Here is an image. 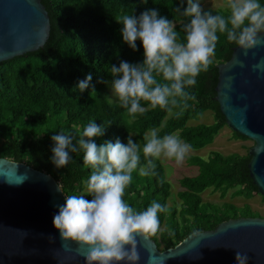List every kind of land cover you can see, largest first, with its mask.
Listing matches in <instances>:
<instances>
[{
  "label": "trees",
  "instance_id": "1",
  "mask_svg": "<svg viewBox=\"0 0 264 264\" xmlns=\"http://www.w3.org/2000/svg\"><path fill=\"white\" fill-rule=\"evenodd\" d=\"M49 15L50 32L44 46L32 53L0 63V158L25 163L50 175L64 195H86L85 181L91 169L83 162V152L70 153L72 159L64 168H56L51 162L55 146L51 137L60 131L79 138L83 128L94 121L107 126L103 136L96 137L100 145L105 141L122 143L132 139L141 146L143 137L152 128L159 135L178 132L181 139L199 150L212 143L226 122L215 100L219 64L227 62L235 45L224 35L216 47L214 62L207 72L197 77L195 86L186 89L195 100H188V108L179 116L180 108L168 112L159 107L153 109L141 101L146 109L132 119L118 99L111 100L107 91L110 82V66L120 61L140 63L143 49L137 41L134 51L122 40L121 15L139 16L143 11L156 9L160 16L172 19L183 36L182 24L188 18L181 17L175 7L179 0H40ZM264 6V0H259ZM186 6V5H185ZM212 14H227L224 8L211 9ZM89 73L91 87L84 92L77 89L79 81ZM212 114V123L189 126L205 112ZM235 140L245 137L231 132ZM250 156L230 153L223 155L210 151L207 159L188 157L186 163L196 166L198 174L178 181L172 204L168 205L171 185L165 176L161 161H156L155 177H142L133 173L132 184L126 189L124 199L137 210H145L152 201L166 205L167 213H160L163 231L151 237L159 250L173 248L194 232L208 231L220 223L240 217H262L249 204L241 208L223 201L220 204L203 201L207 189L218 192L221 199L229 191L230 197L251 199L259 195L248 173ZM144 158L141 154V163ZM90 199L91 197L86 196ZM169 230L173 233L168 234Z\"/></svg>",
  "mask_w": 264,
  "mask_h": 264
},
{
  "label": "clouds",
  "instance_id": "2",
  "mask_svg": "<svg viewBox=\"0 0 264 264\" xmlns=\"http://www.w3.org/2000/svg\"><path fill=\"white\" fill-rule=\"evenodd\" d=\"M147 3L148 0H141ZM186 5V6H185ZM225 14H212L202 7L201 0H179L175 11L188 18L182 24L183 36L176 23L160 16L156 9L143 11L138 17L131 14L116 19L121 27L124 43L132 50L137 41L143 49L140 63L120 61L110 66V90L127 114L135 119L146 109L157 107L172 112L188 108L187 101L195 100L187 88L195 86L197 77L207 72L214 62L220 36L247 51L261 45L264 34V6L259 0H224ZM264 61L253 65L260 69ZM89 73L77 84L82 93L91 87ZM106 126L90 121L79 138L60 131L51 137V162L64 168L72 159L70 153L83 152L84 165L91 169L85 181L86 195H64L52 224L64 242H72L84 257L85 264H136L139 260L137 237L150 239L161 233L160 213H167L166 205L155 200L145 210H137L124 199L132 184L133 173L142 177L158 175L156 161L167 159L182 165L193 151L192 145L181 139L178 132L159 135L158 128L144 134L141 146L129 135L127 143L119 138L98 145L96 137L104 135ZM261 151L257 148V153ZM141 154L144 162L141 163ZM60 190V188H59ZM61 191V190H60ZM91 197L90 199L85 198ZM168 234L173 233L169 230ZM246 254L237 252V264H246Z\"/></svg>",
  "mask_w": 264,
  "mask_h": 264
},
{
  "label": "water",
  "instance_id": "3",
  "mask_svg": "<svg viewBox=\"0 0 264 264\" xmlns=\"http://www.w3.org/2000/svg\"><path fill=\"white\" fill-rule=\"evenodd\" d=\"M50 32L40 0H0V63L42 48ZM247 54L234 47L217 66L215 100L226 126L253 141L248 173L264 196V34ZM257 148L261 151L257 153ZM58 183L25 163L0 158V264H85L83 250L61 240L52 220L64 194ZM136 264H264V218L240 217L213 230L194 232L173 248L159 250L154 240L137 237ZM124 264V262H121Z\"/></svg>",
  "mask_w": 264,
  "mask_h": 264
},
{
  "label": "rangeland",
  "instance_id": "4",
  "mask_svg": "<svg viewBox=\"0 0 264 264\" xmlns=\"http://www.w3.org/2000/svg\"><path fill=\"white\" fill-rule=\"evenodd\" d=\"M223 2L224 0H201L202 7L204 9L223 8ZM107 91L111 100L117 99L114 95H112L109 83L107 84ZM212 121V114L207 111L199 119L189 121L188 125L192 126L199 123L210 124L212 123ZM231 132L232 131L227 126L224 127L214 138L212 143L202 149L193 150L189 157H199L202 159H207L210 151H217L223 155L230 153L245 154L247 150H249L254 145L253 141L247 138L238 140L233 139L231 137ZM160 161L164 167L166 179L171 185V195L168 199V205H171L175 198L177 190L180 189L178 181L183 177H191L197 175L199 170L196 166L188 165L186 161L179 166H177L174 161H170L167 159H161ZM230 193L231 191L228 192L225 198L221 199L218 192H212L210 189H207L203 192L202 198L205 202L216 204L227 201L228 203H232L238 208H241L242 205L247 203L253 211L259 212L264 218V201L259 195H254L251 199L248 200L244 199L243 197H236L232 199L230 197Z\"/></svg>",
  "mask_w": 264,
  "mask_h": 264
}]
</instances>
